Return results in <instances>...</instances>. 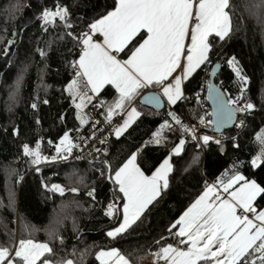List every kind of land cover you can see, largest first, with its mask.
I'll return each instance as SVG.
<instances>
[{"label": "snow or ice", "instance_id": "snow-or-ice-1", "mask_svg": "<svg viewBox=\"0 0 264 264\" xmlns=\"http://www.w3.org/2000/svg\"><path fill=\"white\" fill-rule=\"evenodd\" d=\"M252 8L264 21V0ZM233 14L231 0H115L111 10L106 9L90 21L83 20L86 29L77 31L71 9L57 4L55 10L45 8L41 11L40 27L47 33L50 28L54 30L60 26L63 34L46 42V48L37 47L36 52L42 60L48 59L57 41L73 44V48L68 49L69 54L75 48L79 49L78 58L66 60L72 78L63 91L77 109L81 126L89 122L83 112L89 104L101 110L99 114L104 116L105 124H111L113 117L120 115L122 122L114 127L112 134L117 142L124 143L121 137L125 133L130 137L132 133L128 130L143 115L135 106L136 98L143 90L158 89L159 94L145 99L159 106L162 96L171 109L178 102L189 99L185 96L186 84L200 72L216 75L219 59L214 63L213 57L219 58L218 49L234 35ZM224 63L234 74L239 88L233 97L227 93L222 81L215 84L208 80L207 92L215 105L210 115L216 117L215 121L197 113L194 119L198 123L185 124L175 111L169 110V119L151 133L149 140L129 145L127 154L115 168L108 159L107 148L94 149L105 157L98 169L101 177L106 175L113 186L112 201L104 208V214L116 221L106 233L110 239L130 234L133 225L142 223L165 197L171 195L174 190L171 159L182 153L189 138L200 149L211 143L224 147L218 136L201 135V126L214 124L219 133L221 126L233 121L239 113L241 118L235 126L242 128L244 117L254 113L255 105L244 95L248 77L240 61L231 55L224 58ZM19 83L18 80L17 89ZM106 85L114 89L111 102L101 96ZM195 99L199 103V95ZM43 103L49 101L45 99ZM30 106L34 112L38 110L35 100ZM36 123L40 121L37 119ZM100 123L92 124V128L99 130ZM176 131L180 133L178 143L154 166L150 175L146 174L141 162L144 150L166 145L165 132ZM76 132L75 139L80 143L74 142L68 131L57 143L48 142L56 152L52 160L66 159L74 149L87 146L89 140L95 139V131L84 137L79 135V128ZM11 135L18 137L19 128L13 126ZM232 139V147L238 149L236 138ZM257 141L260 151L251 160L253 168L264 165V130L257 134ZM107 142V138L100 140L101 144ZM21 155L37 172L40 170L38 165L49 160L40 152V141L36 142L35 148L23 144ZM193 162L199 164L198 156ZM44 187L48 189V185ZM48 190L60 195L65 193L61 185H52ZM71 191L78 193L79 190L72 188ZM87 195L95 201L96 189L91 188ZM258 197L264 200V185L242 175L238 162L234 161L211 183L205 180L201 191L178 217L168 223L154 241L157 248L151 253L153 264H264V206L258 203ZM173 240L175 243L171 242ZM53 255L49 243H38L30 238L0 244V264H76L71 258L53 260ZM96 259L100 264H134L117 247L98 252Z\"/></svg>", "mask_w": 264, "mask_h": 264}, {"label": "trees", "instance_id": "trees-1", "mask_svg": "<svg viewBox=\"0 0 264 264\" xmlns=\"http://www.w3.org/2000/svg\"><path fill=\"white\" fill-rule=\"evenodd\" d=\"M115 0H0V244H11L21 238L33 239L38 243H49L53 248V260L71 258L76 264H99L96 254L100 251L119 248L134 264H142L151 256L159 238L170 221L188 206L207 180L211 183L234 161L238 170L249 179H255L264 185V165L253 168L251 160L260 151L257 134L264 130V21L252 8L260 0H231L234 5L232 39L218 49L219 58L235 55L250 78L249 100L255 105L254 113L248 118L245 129L236 136L239 148H233V137L223 141L224 149L216 144L207 149H198L188 139L179 156H172L173 191L157 205L143 222H137L130 234L112 240L106 233L116 225V221L104 214V208L112 201L113 186L107 176L101 177L98 169L104 155L97 161L51 164L42 167L39 172L21 155V146L25 143L35 148L36 142H42L41 151L46 157L55 153L48 142L57 143L65 131L76 140L79 128L81 136L86 127L77 119V110L66 92L63 91L72 78L71 69L66 60L78 58L76 48L71 42L53 44L49 58L42 60L36 52L37 47L46 48V42L63 34L62 27L49 29L45 33L40 25V13L43 9L54 10L57 4L68 6L73 14L77 31L86 29L83 20H91L106 9L111 10ZM19 5L17 8L16 6ZM16 34L12 47H8ZM200 72L191 83L186 84L185 96L192 100L203 83ZM219 78L227 82L231 75L223 67ZM219 78L216 79L218 82ZM20 81L17 89V81ZM15 97L13 99V94ZM101 96L111 102L114 89L106 87ZM48 104H44V100ZM38 104L36 112L31 108L33 101ZM136 106L143 115L136 120L125 133L120 143L111 136L108 144V159L113 168L127 154V148L134 142L147 141L151 133L167 120L165 109L156 112L140 105ZM89 107V105H88ZM87 107V116H88ZM172 108L187 113L191 120L195 115L208 114L210 108L192 100L184 109L182 101ZM63 117V119H61ZM40 123L37 124L36 120ZM13 126L19 128V136L13 137ZM233 130L225 132L231 135ZM180 133L169 132L166 145L158 148L148 147L141 156L142 168L150 175L178 143ZM127 138V139H125ZM199 158L195 164L194 158ZM83 181V182H81ZM61 185L67 192L59 195L44 185ZM77 188L78 193H73ZM96 189L93 201L87 192ZM264 206V200L258 198ZM55 232V236L49 233ZM166 234V233H165ZM58 237V238H57ZM61 239L63 243H61ZM175 243V241H171ZM73 253H75L73 255Z\"/></svg>", "mask_w": 264, "mask_h": 264}, {"label": "built area", "instance_id": "built-area-1", "mask_svg": "<svg viewBox=\"0 0 264 264\" xmlns=\"http://www.w3.org/2000/svg\"><path fill=\"white\" fill-rule=\"evenodd\" d=\"M76 49H77L76 50V54H78L79 49L78 48H76ZM220 64L222 65V67L227 72H229V74L231 75V80L229 82H227L225 79L219 78V76H218L217 78H219V80H218V82H216V84H220L221 81H222L223 85H224V88L227 90V93H230L234 97L235 95L238 94L239 85H238V83L235 82L234 74L228 68L227 64L224 63V61L220 62ZM243 71H244V74L248 77V84H247V86L245 88L244 95H245L246 99L249 100L248 92H249V88H250V78L246 74L244 69H243ZM203 80L204 81H203L202 85L200 86L199 91L195 94V96L193 97L192 100L196 101L195 97L197 95H199V97H200V101L199 102L204 104V105H206L209 108L208 103H207V101H208L207 100V95H208L207 82L209 80V73L208 72H204ZM192 100H189V99L182 100V105L184 106V109H186V107L188 106V104L191 103ZM169 110L175 111L181 117V119L183 120V122L185 124L198 123V122H195V121L191 120V118L189 117V115L186 112L182 114L181 112L177 111L174 108H171V109L168 108L167 109V112H166L167 119H169V117L167 115ZM100 112H101L100 109H94V108H92L91 104H89V107H88V119H89V122L87 123L85 132L81 135L82 137L90 136L92 134V132L95 131V139L89 140L87 146H84L82 148L74 149L73 153L71 155H68L66 159L57 158L55 160H52L51 157L56 156V152H55L53 156L49 157V160L46 163L41 164V165L38 166L39 169H41L42 167H44L46 165H51V164H66V163H73V162H80V161H87V162L91 163V162L99 160L103 156V154L102 153H97L94 149L95 148H102V149L103 148H108L109 139H110L111 136L114 135V134H112L114 127L118 123L122 122L121 116L120 115H116V116L113 117L111 124H105V123H103L104 116L99 114ZM210 113H211V110H210ZM204 116H205L206 119L211 120V115H210V118H208V114H206V113L204 114ZM249 117H250V115H248L247 117H244V119H245L244 127L238 128V127L234 126L233 129H232L233 130V132H232L233 134H231V135H226L225 133H223L222 135L215 134L214 131H213V129H214L213 125H210L208 127L201 126L200 127V134L201 135L207 134L209 136H218V138L222 139V142L226 141V140H228L231 137L238 136L245 129V127L247 126ZM240 118H241V114L237 113V119H236L235 125L239 123V119ZM97 121L101 122L98 125L99 130H95V129L92 128V124L96 123ZM103 138H107L108 142L106 144H101L100 143V140L103 139ZM74 142L80 143L79 140H75ZM213 144L214 143H211L210 146L213 145ZM209 147H204L203 149H207ZM198 149H200V148H198ZM203 149H201V150H203Z\"/></svg>", "mask_w": 264, "mask_h": 264}, {"label": "water", "instance_id": "water-1", "mask_svg": "<svg viewBox=\"0 0 264 264\" xmlns=\"http://www.w3.org/2000/svg\"><path fill=\"white\" fill-rule=\"evenodd\" d=\"M15 38H16V34L13 35V40L10 41L8 47H12ZM221 69H222V65L219 63V66L216 69V75L215 76H210L209 75V79H211L213 81V83H215V84H216V79H217L219 73L221 72ZM156 94H159V92L158 91H155V90H149V91L145 92L144 94H142L139 97V99H138L140 105H142L144 107H147V108H150V109H152V110H154L156 112L163 111L165 109V107H166V102H165V100L163 99L162 96H161V99H160V105L159 106H157L155 103L150 102V101H148V100L145 99L146 96L156 95ZM207 100H208L207 103H208V106H209V108L211 110V113H213L214 108H215V105H214L212 99L209 98V94L207 95ZM236 119H237V114H236V117H234L233 121H231V122H229V123L221 126V128L219 129V133L216 132L215 125L213 124V127H214L213 131H214V133L215 134H220V133L223 134V133H225V132H227L229 130H232L233 127L235 126ZM211 120L212 121H215L216 120V117L213 116V115H211ZM223 149H224V147L222 148V150Z\"/></svg>", "mask_w": 264, "mask_h": 264}, {"label": "crops", "instance_id": "crops-1", "mask_svg": "<svg viewBox=\"0 0 264 264\" xmlns=\"http://www.w3.org/2000/svg\"><path fill=\"white\" fill-rule=\"evenodd\" d=\"M106 87H111V86L106 85V86L104 87V89H105ZM104 89H102L101 92H102ZM149 90H155V91H158V92H159L158 89L149 88V89L143 90L142 94H144L145 92H147V91H149ZM142 94H141V95H142ZM141 95H139V96L136 98L135 106H136V102L138 101V99H139V97H140ZM163 99L165 100L166 105L168 106L167 108H170V106L167 104L166 99H165V98H163ZM138 102H139V101H138ZM87 107H88V106H87ZM87 107L83 109V112L86 113V114H87ZM136 107H137V106H136ZM171 108H172V106H171ZM137 109H138V108H137ZM76 110H77V109H76ZM87 117H88V116H87ZM78 121H79V120H78ZM79 123H80V121H79ZM86 126H87V124L83 125L82 127H86ZM41 146H42V142H40V148H41ZM150 147L158 148L157 146H150ZM242 175H243V174H242ZM54 185H56V184H54ZM51 186H52V185H51ZM51 186H49L48 189H50ZM63 188H64V187H63ZM64 189H65V188H64ZM66 192H67V190L65 189V193H66ZM54 193L59 194L58 192H54ZM65 193H64V194H65ZM59 195H60V194H59ZM258 198H259V197H258ZM258 198H257V200H258ZM105 251H107V250H105ZM98 261H99V260H98ZM99 264H100V261H99ZM142 264H153V256L151 255L150 257H148V258H146L145 260H143Z\"/></svg>", "mask_w": 264, "mask_h": 264}, {"label": "rangeland", "instance_id": "rangeland-1", "mask_svg": "<svg viewBox=\"0 0 264 264\" xmlns=\"http://www.w3.org/2000/svg\"><path fill=\"white\" fill-rule=\"evenodd\" d=\"M55 10V9H54ZM165 135L167 136V135H169V132H165ZM40 152H41V154H42V151H41V148H40ZM42 156H44L43 154H42ZM44 163H46L45 161H42L41 163H40V165L41 164H44ZM39 166V165H38Z\"/></svg>", "mask_w": 264, "mask_h": 264}]
</instances>
